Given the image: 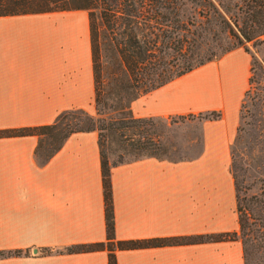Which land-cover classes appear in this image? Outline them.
I'll return each instance as SVG.
<instances>
[{
  "label": "crops",
  "instance_id": "crops-1",
  "mask_svg": "<svg viewBox=\"0 0 264 264\" xmlns=\"http://www.w3.org/2000/svg\"><path fill=\"white\" fill-rule=\"evenodd\" d=\"M251 57L237 47L130 104L136 118L197 119L196 155L155 157L111 168L116 240L238 232L231 145L248 89ZM94 110L88 13L0 16V130L46 125L66 110ZM33 135L0 138V264H108L96 131L70 135L47 161ZM20 251V254H12ZM117 264H244L240 239L116 250Z\"/></svg>",
  "mask_w": 264,
  "mask_h": 264
},
{
  "label": "trees",
  "instance_id": "trees-1",
  "mask_svg": "<svg viewBox=\"0 0 264 264\" xmlns=\"http://www.w3.org/2000/svg\"><path fill=\"white\" fill-rule=\"evenodd\" d=\"M79 9L87 11L90 25L95 115L83 109H70L60 112L50 124L0 130V138L36 136L35 154L44 162L70 135L97 132L106 241L74 245L66 250L106 249L108 264H117L116 250L240 239L244 264H254L264 252V201L239 195L247 172L241 167V157L235 150L242 129L240 123L231 145L230 163L236 192L238 232L116 240L110 174L112 167L132 160L161 159L158 139L150 136L145 127L153 126L155 118H136L131 113L130 104L139 96L220 58L236 47H242L250 55L249 87L255 82L259 63L250 54L246 43L264 42L261 39L264 37V0H242L238 12L231 16L224 11L220 0H0V16ZM223 23L236 43L219 54L209 53L206 41L213 33V26ZM249 87L245 96L250 92ZM189 116L217 119L220 113L207 111ZM111 138L117 140L118 147L110 157L108 143ZM10 254L0 250V258Z\"/></svg>",
  "mask_w": 264,
  "mask_h": 264
},
{
  "label": "rangeland",
  "instance_id": "rangeland-1",
  "mask_svg": "<svg viewBox=\"0 0 264 264\" xmlns=\"http://www.w3.org/2000/svg\"><path fill=\"white\" fill-rule=\"evenodd\" d=\"M220 1L228 16L237 13L242 2V0ZM212 32L206 41L209 53L219 54L236 43L228 34V26L224 23L213 26ZM246 47L259 66L256 80L250 87L248 86L250 92L244 96L243 116L240 120L242 129L239 131L240 138L235 144V150L241 157L240 165L247 170L239 195L241 198L255 197L264 201V42H249L246 43ZM91 115H95V112ZM145 127L150 136L158 139L163 159L181 160L194 156L199 151L200 125L195 117L155 118L153 126ZM108 145L111 157V152L118 147V142L115 138H111ZM259 255L254 264H264V252Z\"/></svg>",
  "mask_w": 264,
  "mask_h": 264
}]
</instances>
